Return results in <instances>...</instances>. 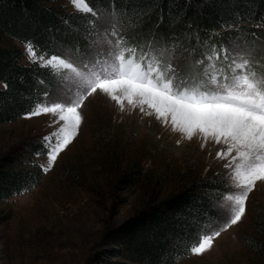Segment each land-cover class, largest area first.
<instances>
[{"label":"rangeland","instance_id":"1","mask_svg":"<svg viewBox=\"0 0 264 264\" xmlns=\"http://www.w3.org/2000/svg\"><path fill=\"white\" fill-rule=\"evenodd\" d=\"M60 2L69 11H81L72 0ZM113 31L115 28L101 34L89 58L63 59L87 71L86 63L102 61L99 53L106 47V39L115 41ZM124 38L126 46L144 51H148L150 42L160 48L171 46L148 39L138 44L136 35ZM211 39L200 40L197 47L173 49V63L179 67L181 79L187 77L190 84L192 77L203 69V65L196 66V61L211 55L213 49L220 54V59L214 61L217 68L229 72L233 55L239 53L250 60L253 71L264 75V57L259 58L258 53L263 48L257 47V43L237 38L227 45L226 39L221 43ZM0 46L23 48L27 52L25 63L38 58L1 30ZM223 49L228 50L227 60ZM39 59L47 64L49 58ZM62 73V88L52 103L43 105L68 103L70 96L74 98L77 89L65 78L67 71ZM69 88L71 93L67 92ZM80 112L83 120L78 135L54 163L49 164V151L33 156L43 167L38 185L0 203V264H130L129 259L113 251L118 245L109 241L107 232L135 215L153 197L162 199L187 180L212 171L224 173L234 187L224 197L223 207L230 203L229 195L240 194L232 169L226 167L231 157L218 156L227 153V145L222 142L205 140L199 134L188 140L184 134L173 131L170 123L166 125L154 115L141 113L139 108L132 109L127 104L121 111L110 97L101 93L88 96ZM54 121H58V114L44 113L27 114L17 121L0 124V167L10 169L12 158L24 157L31 141L47 145L44 138L58 131L62 124ZM137 165L145 169L148 186H131L121 180L127 170ZM224 210L229 219L231 213L225 207ZM259 212L264 213V181H257L249 193L246 213L240 222L218 231L220 234L214 237L209 250L203 254L191 251L177 264H264V255L247 245L250 238H261L256 226Z\"/></svg>","mask_w":264,"mask_h":264},{"label":"trees","instance_id":"2","mask_svg":"<svg viewBox=\"0 0 264 264\" xmlns=\"http://www.w3.org/2000/svg\"><path fill=\"white\" fill-rule=\"evenodd\" d=\"M60 1L0 0V30L27 47L31 44L38 57L25 63L23 48L0 46V124L17 121L37 105L52 103L62 88L63 73L43 64L40 57L89 58L97 39L112 28L124 37L136 35L138 44L148 39L182 50L197 47L206 37L215 43L226 39L227 45L240 38L257 43L263 48L259 58L264 57V0H161L163 22L157 8L150 22L139 23H130L133 10L151 5L152 0H86L91 13L69 11ZM170 2L176 7L169 8ZM26 150L24 157L12 158L10 169L0 167V203L30 191L43 176V167L33 156L47 154L48 146L31 141ZM145 173L137 165L121 180L131 186H148ZM233 191L220 171L196 176L162 199L153 197L135 215L110 229L107 238L118 245V251H113L130 264H177L203 236L222 230L228 221L222 202ZM256 226L261 238H250L247 245L264 255L263 212Z\"/></svg>","mask_w":264,"mask_h":264},{"label":"snow or ice","instance_id":"3","mask_svg":"<svg viewBox=\"0 0 264 264\" xmlns=\"http://www.w3.org/2000/svg\"><path fill=\"white\" fill-rule=\"evenodd\" d=\"M72 2L83 13L93 11L86 0ZM168 6L174 8L176 4L170 2ZM157 8L161 12L160 22H163L161 0H152L151 5H140L133 10L130 23L150 22ZM112 36L115 41L106 39V47L101 48L102 61L86 63L87 71L56 56L46 62L57 72L66 70L65 78L77 89L68 103L37 105L36 110L28 114H58V121L54 123L62 122L58 131L44 138L49 148V164L54 163L59 153L78 135L83 120L80 109L87 97L105 94L121 111L125 104L132 109L139 108L141 113L154 115L166 125L170 123L173 131L184 134L188 140L199 134L205 140L227 145V153H218V156L231 157L226 167L232 169L240 194L227 197L230 203L224 207L231 214L224 227L236 225L246 213L249 193L257 181H264V75L253 71L250 60L239 53L233 55L229 72L217 68L214 61L220 59V54L213 49L211 55L196 61V66L203 65V69L189 84L187 77L180 78V69L173 63L174 46L160 48L150 42L148 51H144L126 46L125 38L116 31ZM27 51H33L31 44ZM222 51L227 60L228 50ZM71 91L67 89L68 93ZM219 234L203 236L191 251L203 254Z\"/></svg>","mask_w":264,"mask_h":264}]
</instances>
